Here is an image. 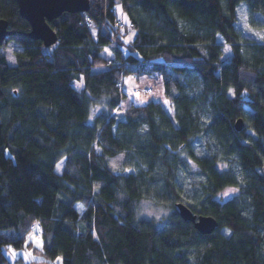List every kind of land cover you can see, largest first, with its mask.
Returning <instances> with one entry per match:
<instances>
[{"label": "trees", "instance_id": "1", "mask_svg": "<svg viewBox=\"0 0 264 264\" xmlns=\"http://www.w3.org/2000/svg\"><path fill=\"white\" fill-rule=\"evenodd\" d=\"M90 1L89 12L50 22L59 40L46 47L28 36L17 0H0L10 30L0 46V264L25 247L43 258L29 264H264V41L237 26L239 4L264 17V0ZM127 76H158L173 115L161 101H128ZM93 104L102 109L89 123ZM191 165L188 201L176 182ZM169 191L163 225L136 220V204ZM177 202L216 230L199 233ZM34 223L40 249L27 242Z\"/></svg>", "mask_w": 264, "mask_h": 264}, {"label": "rangeland", "instance_id": "2", "mask_svg": "<svg viewBox=\"0 0 264 264\" xmlns=\"http://www.w3.org/2000/svg\"><path fill=\"white\" fill-rule=\"evenodd\" d=\"M237 26L241 31L243 37L246 40H262L264 41V17L260 14L251 13L247 7V4L242 2L237 7ZM134 31L130 30L128 37L123 38V42L121 43L120 47L126 53V43L130 42V40L134 37ZM19 46L15 43H10L6 45L4 52L6 53L8 62L10 65H15V55L14 51ZM103 55L107 59L114 58V54L112 52V47L109 46L103 52ZM232 56V52L229 47H225V54L224 60H229ZM73 86L78 90H82L84 87L83 80H74ZM125 87L129 90L128 100L133 101L136 104H145L148 101L156 100L161 101L167 111L172 114V108L170 103L164 98L163 96V88L161 80L158 76H140L138 78L127 76L125 78ZM126 105V102H125ZM102 109L101 105L93 104L91 105V117L89 119V123L94 121L95 115L100 112ZM173 115V114H172ZM199 146H202V140L198 142ZM64 165V161L60 162L56 168L58 173H61L62 168ZM197 171L194 165L187 170L180 171V176L177 179L176 186L178 190L181 191L182 196L187 199L188 201H192V195L194 189L197 185V174H194ZM136 172L134 168L126 169V173ZM240 180H242V176H240ZM155 188H159L160 192L164 190V182L160 181L157 183ZM239 191V187L228 188L224 190L221 194L224 198H230L236 195ZM165 195V193H161ZM157 200V199H156ZM174 197L172 192L169 191L167 197L159 200L158 202L161 203H153L148 200H143L136 204L135 206V215L136 220L140 219H150L155 220L158 222L159 225H163L164 221L171 215L173 212L172 202ZM27 242L32 243L34 246L33 248H42L43 247V240L40 238L37 233L31 232L27 237ZM34 250L29 247H25L24 249L17 250L11 249V251L7 252L8 256L12 264H29L33 261H41L43 258L33 252ZM22 258L23 261L19 259ZM53 264H62V259L58 257L53 261Z\"/></svg>", "mask_w": 264, "mask_h": 264}, {"label": "water", "instance_id": "3", "mask_svg": "<svg viewBox=\"0 0 264 264\" xmlns=\"http://www.w3.org/2000/svg\"><path fill=\"white\" fill-rule=\"evenodd\" d=\"M20 15L31 26L28 36L33 40L42 41L46 47H51L59 40L56 30L50 22L59 19L64 13L83 14L90 10V0H17ZM9 22L0 18V46L9 36ZM235 129H244V120L235 123ZM176 208L182 220L194 224L195 229L204 235L212 234L218 223L215 218L194 214L189 206L177 202Z\"/></svg>", "mask_w": 264, "mask_h": 264}, {"label": "built area", "instance_id": "4", "mask_svg": "<svg viewBox=\"0 0 264 264\" xmlns=\"http://www.w3.org/2000/svg\"><path fill=\"white\" fill-rule=\"evenodd\" d=\"M86 25L89 28L90 32L94 33V31L96 30L95 23L92 20L87 19ZM115 25H116V27H118L120 29H124L126 27L130 28L133 26V24L131 22L126 21L125 19H117ZM126 91L129 92V90H127V89H126ZM32 230H34L35 233H37V235L42 234V227H41V225H39V223H34L32 225Z\"/></svg>", "mask_w": 264, "mask_h": 264}, {"label": "crops", "instance_id": "5", "mask_svg": "<svg viewBox=\"0 0 264 264\" xmlns=\"http://www.w3.org/2000/svg\"><path fill=\"white\" fill-rule=\"evenodd\" d=\"M129 101V100H128Z\"/></svg>", "mask_w": 264, "mask_h": 264}]
</instances>
